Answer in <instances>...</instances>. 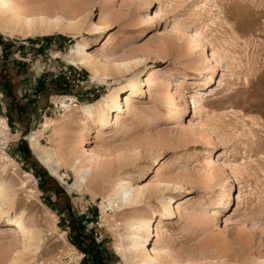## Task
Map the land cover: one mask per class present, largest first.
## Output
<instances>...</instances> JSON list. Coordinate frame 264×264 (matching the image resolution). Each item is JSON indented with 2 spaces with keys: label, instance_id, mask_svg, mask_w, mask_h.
<instances>
[{
  "label": "rangeland",
  "instance_id": "obj_1",
  "mask_svg": "<svg viewBox=\"0 0 264 264\" xmlns=\"http://www.w3.org/2000/svg\"><path fill=\"white\" fill-rule=\"evenodd\" d=\"M12 3L0 10V184L36 249L0 217V264H135L147 219L165 264H264V0ZM115 91L135 111L92 121L86 109ZM92 148L100 163L79 183L73 157ZM127 182L146 186L139 202L121 199Z\"/></svg>",
  "mask_w": 264,
  "mask_h": 264
},
{
  "label": "bare ground",
  "instance_id": "obj_2",
  "mask_svg": "<svg viewBox=\"0 0 264 264\" xmlns=\"http://www.w3.org/2000/svg\"><path fill=\"white\" fill-rule=\"evenodd\" d=\"M10 4L12 0H0V10L7 11L10 9ZM26 23L29 25L35 24V22H44L50 24L51 26L59 27L60 23L58 18L50 19L47 17H24ZM179 22V21H178ZM178 26V25H177ZM101 24L92 22L91 29L93 32H98L101 29ZM181 29V28H180ZM179 30V29H178ZM177 30V31H178ZM80 52L83 53V47L80 48ZM203 55V59L205 61L208 59V55ZM103 65V64H102ZM127 70H130L131 67L129 64L122 63ZM104 69H107L106 65H103ZM95 76L100 77L102 74L96 68ZM141 77L140 72H136L131 76V81H129V86L131 87V93H137L141 89ZM96 110L92 112L90 109H86L92 121L99 123L102 126H108L112 124L120 123L121 113H129L131 110L135 111V106L129 100H124V103H120V93L115 91L109 98H105L104 96L100 101L96 102ZM137 110V109H136ZM2 119L0 120L1 124ZM5 126V125H4ZM28 140L30 144H32L34 138L31 135L28 136ZM31 147V146H30ZM85 154H87L85 156ZM76 161L75 171L80 173V180L85 182V177L90 174L93 170L94 166L99 165L100 156L95 148H92L91 151L83 150L78 157H73ZM49 168V167H48ZM52 173H54V166L49 168ZM169 183V184H168ZM167 186H171L176 189L179 187L178 183L167 182ZM78 185V184H77ZM146 186L133 185L130 182L126 184H121V199L127 203H137L144 196ZM164 203L162 204L163 214L167 216V218L174 217L177 215L178 206L174 205L173 197L168 196ZM13 205V196L8 194L6 190L0 184V217H4L10 226L13 227L15 234L21 237L23 241V250L25 251H34L36 249V245L34 243V239L36 238V234L31 231L22 216L12 217L10 215V208ZM2 219V218H1ZM3 220V219H2ZM8 226V225H7ZM139 230L145 231V234H139L136 236V243L133 245L131 260L135 264H165L163 257L160 252L159 242L160 238L157 237L155 239V243L152 248L146 245V241L148 240V236L150 234V219L145 221H141L138 226ZM17 236V237H18ZM262 259L258 257H254L253 264H263ZM15 264V261L12 263Z\"/></svg>",
  "mask_w": 264,
  "mask_h": 264
},
{
  "label": "trees",
  "instance_id": "obj_3",
  "mask_svg": "<svg viewBox=\"0 0 264 264\" xmlns=\"http://www.w3.org/2000/svg\"><path fill=\"white\" fill-rule=\"evenodd\" d=\"M21 145L24 143V141L23 140H21ZM27 152H28V150H26ZM35 163V165H37L38 167H40V168H42L41 167V165L37 162V161H35L34 162ZM48 179H53L51 176H48ZM54 183H56V185H58L57 184V182H54ZM59 191H61L62 192V194L64 193V191H63V189L61 188V187H59ZM91 243H92V241H90ZM88 249H89V247H88Z\"/></svg>",
  "mask_w": 264,
  "mask_h": 264
}]
</instances>
